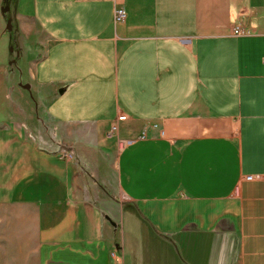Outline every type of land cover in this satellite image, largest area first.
Segmentation results:
<instances>
[{
	"label": "crops",
	"instance_id": "1",
	"mask_svg": "<svg viewBox=\"0 0 264 264\" xmlns=\"http://www.w3.org/2000/svg\"><path fill=\"white\" fill-rule=\"evenodd\" d=\"M263 57L264 0H0V257L264 264Z\"/></svg>",
	"mask_w": 264,
	"mask_h": 264
},
{
	"label": "built area",
	"instance_id": "2",
	"mask_svg": "<svg viewBox=\"0 0 264 264\" xmlns=\"http://www.w3.org/2000/svg\"><path fill=\"white\" fill-rule=\"evenodd\" d=\"M125 18V10L121 6H115L113 10V20L114 21H122ZM233 33L234 34H244L247 33V30L245 28H242L240 25H235L233 27ZM262 61L264 62V57L262 58ZM126 119L125 113H119L115 120L110 123L109 128L106 132V135L108 137H114L116 141V145L118 148L123 147L125 144L131 141V139H123L117 136L118 131V122L123 121ZM73 154L70 150H63L59 153V158L63 160H69L72 159ZM252 176L247 175L246 179H251Z\"/></svg>",
	"mask_w": 264,
	"mask_h": 264
},
{
	"label": "rangeland",
	"instance_id": "3",
	"mask_svg": "<svg viewBox=\"0 0 264 264\" xmlns=\"http://www.w3.org/2000/svg\"><path fill=\"white\" fill-rule=\"evenodd\" d=\"M24 47H25V42L23 40H21V43L19 42V48H18V65H19V67L22 68V70L19 68V71H18V85H19L18 87L20 89H23V91H26L29 89V84L26 80L27 77L25 74V69L27 66V59H26V53H25ZM19 104H20V102H19ZM4 258H6L7 262H9L10 259H12V262H13V259H15V257H0V261L4 262L3 261ZM1 262H0V264H2ZM13 264H14V262H13Z\"/></svg>",
	"mask_w": 264,
	"mask_h": 264
}]
</instances>
